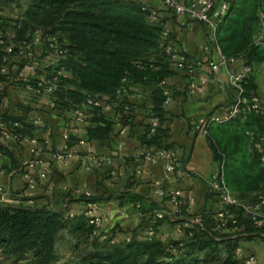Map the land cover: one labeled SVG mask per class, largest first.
I'll use <instances>...</instances> for the list:
<instances>
[{
	"label": "trees",
	"instance_id": "trees-1",
	"mask_svg": "<svg viewBox=\"0 0 264 264\" xmlns=\"http://www.w3.org/2000/svg\"><path fill=\"white\" fill-rule=\"evenodd\" d=\"M262 3L263 0H229L228 9L216 28V41L222 54L228 58L241 56L243 63L252 67V73L244 84L246 98L256 94L253 66L264 62V48L251 43L257 10L264 11ZM24 4L18 18L0 14V81L7 83L11 80L1 72L9 61L1 63L6 55L5 45L30 42L35 33H40L41 54L44 55L47 47L45 37H55L64 41L62 48L65 53L44 70L47 74L60 70L65 77L61 78L59 89L49 95L50 100L47 99L52 107L70 112L73 105L80 104L88 95L112 94L123 80L127 85L138 88L143 96L137 103L124 97L108 113L92 111L86 116L85 140L116 144V129L113 132L115 118L121 119L128 128L135 105L145 111L147 119L157 117L160 122L152 136L147 134V122L142 124L137 135L139 144L168 148L160 142L166 108L161 106L163 95L159 82L169 79L172 73L159 42L163 22L158 18L149 19L148 9L140 0H25ZM7 19L13 21L7 22ZM11 56L19 59V66L22 59L15 50L8 59ZM22 84L17 82V86ZM5 92L6 85H3L0 87V99ZM129 92L134 96V92ZM122 104H127L128 109L124 110ZM0 119L18 123L20 126L14 127V132L19 136H36L35 125L25 116L2 113ZM262 122L261 114L249 113L220 122L207 120L204 125V137L213 160L222 166L225 185L245 203H254L259 191L264 189V165L247 149L250 135L264 137ZM9 142L0 136V171L13 173L23 166ZM110 171L109 167L102 168L100 180L95 182L99 193H81L75 200L100 205L113 197L120 203L126 201L141 212L143 226L145 214L163 210L153 201L148 202L150 208H143L147 199L131 191L135 183L132 173L126 175L121 191L107 190L102 180L110 177ZM216 211L208 216L199 213L200 225L193 223L191 218L173 221L166 216L165 220L174 224L187 222L188 225L181 227L183 236L180 239L164 243L160 239L133 236L116 241L112 233L120 231L118 227L112 228L111 233L99 228L92 235L93 227L88 225L83 214L65 217L62 210L49 205L0 203V255L14 264H58L55 244L64 232L82 238L86 245L75 260L66 264H244L234 255V249L240 241L257 238L264 242V230L240 216L235 227L215 230ZM244 253L249 254L245 250Z\"/></svg>",
	"mask_w": 264,
	"mask_h": 264
},
{
	"label": "built area",
	"instance_id": "built-area-1",
	"mask_svg": "<svg viewBox=\"0 0 264 264\" xmlns=\"http://www.w3.org/2000/svg\"><path fill=\"white\" fill-rule=\"evenodd\" d=\"M157 2L162 8L171 13L181 28L192 30L195 26L200 27L198 31H195V36L200 39L197 49L203 55V62L191 59L187 48L176 44L168 27L163 26L160 32V46L167 55L172 72L176 71L182 74L185 93L193 96L203 94L209 89L222 88L225 85L233 91L231 101L225 105V111L199 121H192L191 124L194 130L205 136L204 125L207 120L220 122L235 117H242L249 113H257L263 116L262 125L264 129V97L258 94H253L249 98L244 97V84L252 73V67L244 64L241 56L225 57L216 41V28L228 9L229 0H157ZM144 6L148 9L149 19L156 20L157 11L145 4ZM0 14L3 13L0 12ZM18 14L19 11L16 7L11 6L9 8V16L16 17ZM256 15L257 22L251 34V43L264 48V11L257 10ZM1 23L2 20L0 19ZM10 37H13V34ZM45 40H47V47L45 54L41 57L40 64L34 58V46L38 43L41 44L40 33H35L30 42L22 41L14 45H5L6 55L3 56L1 63L2 65L5 64L8 61V55L15 50L17 56L22 60L11 78L12 84L29 96H44L49 101V95L59 89L60 80L65 77V74L60 70L47 74L44 69L62 57L65 51L62 48L64 41H58L55 37H45ZM39 66L40 68H38ZM4 70V67L1 68V72L5 74ZM30 79H33V82H29ZM17 82H23V84L17 86ZM3 85H7L6 81H0V87ZM159 86L163 95L161 106L167 108L172 101V89L169 80L161 79ZM129 91L134 92V96L137 99L143 97L138 92V88L127 85L124 80L112 94L101 93L86 96L80 104L71 107L70 131L84 134L87 115L94 110L111 112L114 104L121 102L124 97L129 98L132 96ZM122 107L124 110L128 109L127 104H122ZM32 123L36 126L40 121L34 119ZM147 124V134L148 136H152L159 127L160 122L157 117H150L147 120ZM19 126L18 123H11L0 119V136L4 140L15 141L18 144H30L32 157L27 161L21 162L23 166L21 170L12 173L22 177L29 187L36 184L38 180L45 181L47 179L51 164L54 161L69 164L73 160H77L87 170H90L92 165H96L99 162H104L107 165L110 164L108 157H102L91 149L87 150L86 154H80L78 147L67 144L68 134L63 135L64 142L60 147L49 150L48 157H44V152L50 148L49 139L47 137L38 139L36 136L30 137L28 135L19 136L14 132V127ZM114 127L117 133L116 148L119 149L124 144L128 128L118 118H115ZM83 143V138L76 140L77 145H82ZM247 149L252 157L264 165V137L250 135ZM132 159L135 162L145 160L152 164H159L166 174L174 178H181L186 175L183 168L178 164L174 151L169 148L142 144L132 156ZM88 161L91 164L88 165ZM31 170L35 171L34 175L31 174ZM47 190H51L50 185H47ZM206 192L208 195L217 197L221 202V207L214 214L215 230L235 227L238 222V216L247 218L254 227L264 230V189L259 191L254 203H245L238 200L225 185L222 178V166L218 164L217 171L212 174L207 182ZM84 194L89 195L90 193L84 192ZM153 194L158 199L166 196L159 182L154 183ZM5 199H9L14 205H33V199L25 193L11 194L0 186V203ZM167 199L171 204L170 210H156L143 216V239H158L156 233L157 226L155 224L164 221L166 216L171 220H175L183 214L184 206L180 200V192L178 190L174 189L168 193ZM192 204L193 199L189 198L187 205L191 206ZM54 208L62 210L65 217L83 214L88 220V225L93 227L92 235L97 233V230L109 215V210L106 207L96 203H84L83 208L78 212L68 210L63 204H59ZM236 212H239V214ZM191 221L200 225V215H195L191 218ZM187 225V222L181 223L179 228L181 229V227H186ZM128 239L129 237H126L125 240ZM233 253L237 258H241L244 264H258L257 256L245 254L241 246H237ZM0 264L14 263L4 260L0 255Z\"/></svg>",
	"mask_w": 264,
	"mask_h": 264
},
{
	"label": "crops",
	"instance_id": "crops-1",
	"mask_svg": "<svg viewBox=\"0 0 264 264\" xmlns=\"http://www.w3.org/2000/svg\"><path fill=\"white\" fill-rule=\"evenodd\" d=\"M140 1L157 11V18L170 29L176 44L187 48L191 59L203 62V55L197 49L200 39L195 36V31L200 29L199 26H195L192 30L183 29L171 13L159 5L157 0ZM41 53L42 45L38 43L34 46V58L38 62L41 61L39 57ZM8 60L5 65L6 79L15 73L19 62L16 56H11ZM253 67L256 94L264 97V62L255 63ZM168 80L172 89V101L167 106L165 119L161 123L160 142L174 151L178 164L185 171L186 175L183 177H171L162 170L159 164H152L145 160L135 162L132 159V156L140 148L137 135L142 124L148 120L142 108L134 105L132 121L128 126L124 144L117 149L115 142L85 140V134L71 132L69 111L52 107L44 96L32 99V96L27 95L9 82L6 85L5 95L0 99V114L7 113L25 116L29 120H39L40 123L35 126L36 137L38 139L47 137L50 141V148L46 149L44 157H48L49 150L60 147L64 142L63 135L68 134L67 144L78 147L80 154H86L87 150L91 149L102 157H108L110 164L100 162L87 170L77 160H73L69 164L54 161L47 179L45 181L38 180L32 187H29L19 175L2 170L0 171V186L11 194L25 193L33 199L35 206L55 207L63 204L68 210L78 212L83 208V202L75 199L84 192L99 193L100 190L95 188V182L100 180L99 174H101L102 168L109 167L111 169L110 177L102 180L103 186L107 190L121 191L126 175L132 173L135 183L131 191L147 199L143 203L144 209L150 208L148 202L153 201L163 210H170L171 204L167 195L176 189L180 192V200L184 206L182 219L192 218L199 213L208 216L221 207V202L206 192L207 182L217 171L218 163L212 158L206 138L200 132L195 131L190 124L192 121H199L223 113L225 105L232 99L233 91L225 85L222 88L209 89L203 94L190 96L185 93L184 78L181 73L172 72ZM128 99L133 103L139 102L135 96H130ZM108 115L112 116L110 113ZM113 132H115V128ZM79 138L84 139L82 145L76 144V140ZM9 145L20 162L27 161L32 157L29 143L17 144L10 141ZM89 164L91 163L88 161ZM30 172L35 174L34 170ZM156 182H159L165 191L166 196L162 199L156 198L153 194V185ZM47 185L51 186V190H47ZM189 198L193 199L191 206L187 205ZM1 203L12 204L9 199H5ZM101 205L109 210L108 217L100 226L101 231L111 233L112 228H120V231L115 230L112 233L116 241H122L129 236L141 238L144 235L142 214L136 207L126 201L120 203L114 197ZM156 233L158 239L164 243L180 239L183 236L179 224H174L169 220L160 222L156 227ZM61 234L67 235L64 232ZM61 234L60 236H62ZM240 243L247 253L257 256L258 264H264V242L256 238L240 241Z\"/></svg>",
	"mask_w": 264,
	"mask_h": 264
},
{
	"label": "rangeland",
	"instance_id": "rangeland-1",
	"mask_svg": "<svg viewBox=\"0 0 264 264\" xmlns=\"http://www.w3.org/2000/svg\"><path fill=\"white\" fill-rule=\"evenodd\" d=\"M24 1L25 0H0V12L3 13L5 16H8L11 19L14 18V17L8 15V10L13 5V6H16V8L18 9V11H19L18 15H21L23 10H24V6H25ZM262 5L264 6V0H263ZM18 17L19 16L15 17V18H18ZM6 21L10 22L13 20L7 19ZM8 26H9V24H8ZM42 56L43 55L40 54V56H39L40 59ZM194 61H200V60H194ZM12 77H13V75H11V77H9V78L11 79ZM7 81H8L7 82V84H8L11 80H7ZM215 198H216V200L218 199L217 197H215ZM216 210H218V209H216ZM181 217H182V215H181ZM181 217H180V219H182ZM189 218L190 217H188V219ZM185 220H187V219H185ZM259 232L261 233L262 231H259ZM64 236H65V238H64ZM240 244H239V246L243 247ZM85 246H86L85 241L82 238H77L74 236L63 234L62 236H60L58 238V240L55 244V249H56V252L59 256L58 264H66V263H69V262L75 260L78 256V254L85 248ZM18 264H24V262H19ZM210 264H214V263H210Z\"/></svg>",
	"mask_w": 264,
	"mask_h": 264
}]
</instances>
